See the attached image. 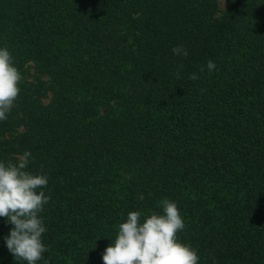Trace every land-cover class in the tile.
<instances>
[{"label": "trees", "instance_id": "1", "mask_svg": "<svg viewBox=\"0 0 264 264\" xmlns=\"http://www.w3.org/2000/svg\"><path fill=\"white\" fill-rule=\"evenodd\" d=\"M4 46L23 79L0 161L49 177L37 264H103L165 198L198 264H264V0H0ZM12 227L0 264H26Z\"/></svg>", "mask_w": 264, "mask_h": 264}, {"label": "clouds", "instance_id": "2", "mask_svg": "<svg viewBox=\"0 0 264 264\" xmlns=\"http://www.w3.org/2000/svg\"><path fill=\"white\" fill-rule=\"evenodd\" d=\"M172 53L184 58L189 55L182 44L173 47ZM206 67L209 72L216 69L212 60H208ZM182 69L180 65L177 72ZM199 78L196 73L189 76L193 82ZM22 79L9 48L0 47V121H6L15 106ZM30 158L31 152L25 151L16 157V162L0 161V217L13 225L5 237L9 252L26 264H37L49 251L42 242L47 228L41 213L51 196L43 190L48 175L27 170ZM139 199H144L143 194ZM160 207L162 212L150 210L143 222L140 211L129 212L126 222L119 224L114 242L104 250L103 264H198V250L177 237L186 227L177 202L165 198L160 201ZM44 264L48 261L44 260Z\"/></svg>", "mask_w": 264, "mask_h": 264}]
</instances>
